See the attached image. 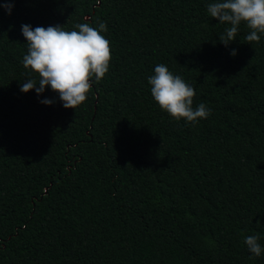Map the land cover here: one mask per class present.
Wrapping results in <instances>:
<instances>
[{
	"label": "trees",
	"instance_id": "16d2710c",
	"mask_svg": "<svg viewBox=\"0 0 264 264\" xmlns=\"http://www.w3.org/2000/svg\"><path fill=\"white\" fill-rule=\"evenodd\" d=\"M211 2L0 0V264H264L243 243L264 247V35L242 23L225 47ZM85 22L106 23L111 49L86 101L22 93L21 25ZM157 64L208 118L159 108Z\"/></svg>",
	"mask_w": 264,
	"mask_h": 264
},
{
	"label": "clouds",
	"instance_id": "9594fccd",
	"mask_svg": "<svg viewBox=\"0 0 264 264\" xmlns=\"http://www.w3.org/2000/svg\"><path fill=\"white\" fill-rule=\"evenodd\" d=\"M12 6V3L0 5L8 14ZM207 13L220 24L229 25L219 36L220 43L225 47L235 40L242 23L249 29L245 36L249 43H258L261 35H264V0H213L207 5ZM74 29L78 31H66L60 25L47 28L21 25V34L27 45L22 64L29 73L20 85L22 93L35 90L39 96L46 88H50L58 95L65 109L74 110L86 101L93 84L99 83L109 70L110 42L101 34L107 31L104 22H99L97 28L87 22L78 23ZM230 55L235 56L236 50L233 49ZM148 84L159 108L177 121L183 119L195 125L211 114L203 102L193 107L196 95L194 87L181 76L173 75L164 64L155 66ZM54 102L47 98L40 101L45 105ZM259 239L258 235L244 238L243 243L252 254L250 259L264 253Z\"/></svg>",
	"mask_w": 264,
	"mask_h": 264
}]
</instances>
